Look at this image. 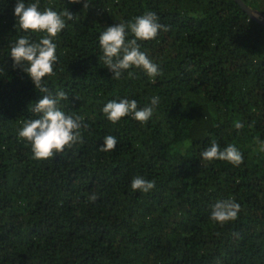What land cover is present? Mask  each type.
Wrapping results in <instances>:
<instances>
[{
    "label": "trees",
    "instance_id": "obj_1",
    "mask_svg": "<svg viewBox=\"0 0 264 264\" xmlns=\"http://www.w3.org/2000/svg\"><path fill=\"white\" fill-rule=\"evenodd\" d=\"M243 1L264 15V0ZM88 2H39L77 18L54 38L55 75L44 80L68 94L61 109L82 117L83 143L37 160L18 132L44 93L10 48L43 33L18 30L17 0H0V264H264V23L237 0ZM148 11L169 29L138 41L160 74L112 78L100 33ZM154 96L144 123L102 112L109 100L143 108ZM108 135L115 149L101 151ZM213 141L236 146L243 163L202 160ZM136 176L155 188L133 191ZM227 199L241 210L220 225L210 215Z\"/></svg>",
    "mask_w": 264,
    "mask_h": 264
},
{
    "label": "clouds",
    "instance_id": "obj_2",
    "mask_svg": "<svg viewBox=\"0 0 264 264\" xmlns=\"http://www.w3.org/2000/svg\"><path fill=\"white\" fill-rule=\"evenodd\" d=\"M39 2L40 0H35L33 3L26 4L25 0H17L14 8L17 29L25 33L31 31L43 33V35L37 40H31L28 36L18 37L11 45L10 55L14 66H21L29 74L35 87L44 93L31 109L38 118L25 120L18 135L30 144L34 159L46 160L53 157L55 153L63 152L65 148H71L76 143H83V139L82 117L68 115L61 109V101L69 102L68 94L63 90L53 94L44 80L46 76L55 75L53 65L57 61V45L53 42L54 38L65 29L67 21L77 18L67 9L57 12L51 7H45L41 10ZM72 2H79V0H72ZM88 6L89 2L85 0L84 7ZM161 30L166 32L169 29L168 26L158 22L155 12L148 11L127 22L108 26L100 33L98 37L102 49L100 59L113 73L112 78L120 79L122 73L131 68L142 69L149 77L158 76L160 74L158 65L140 50L138 41L155 39ZM129 33L132 38H129ZM128 75L132 76L133 73L129 71ZM157 103L158 98L155 96L151 98L150 104L143 108L138 107L134 99L109 100L102 107V112L113 123L125 116H131L144 123L153 115V107ZM234 127L239 130L244 127V124L236 121ZM116 143V137L105 136L100 150L112 151ZM200 157L205 161L224 160L233 166L243 163V154L236 146L228 144L221 150L215 141L201 151ZM155 186V181L146 180L142 176H136L131 181L133 191L147 193ZM96 199V193L88 196L89 201L94 202ZM240 210V204L234 200H223L213 206L210 219L223 225L236 220Z\"/></svg>",
    "mask_w": 264,
    "mask_h": 264
},
{
    "label": "water",
    "instance_id": "obj_3",
    "mask_svg": "<svg viewBox=\"0 0 264 264\" xmlns=\"http://www.w3.org/2000/svg\"><path fill=\"white\" fill-rule=\"evenodd\" d=\"M240 5L244 8L245 11L248 12V14L253 17L254 19L258 20L261 23H264V15L259 12L258 10L250 8L248 5L245 4L243 0H237Z\"/></svg>",
    "mask_w": 264,
    "mask_h": 264
}]
</instances>
